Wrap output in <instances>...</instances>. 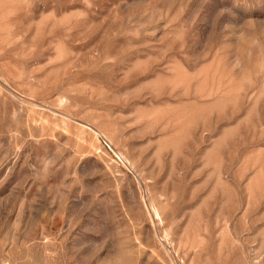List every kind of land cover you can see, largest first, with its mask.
I'll return each instance as SVG.
<instances>
[{"label": "rangeland", "instance_id": "1", "mask_svg": "<svg viewBox=\"0 0 264 264\" xmlns=\"http://www.w3.org/2000/svg\"><path fill=\"white\" fill-rule=\"evenodd\" d=\"M0 264H264V0H0Z\"/></svg>", "mask_w": 264, "mask_h": 264}]
</instances>
